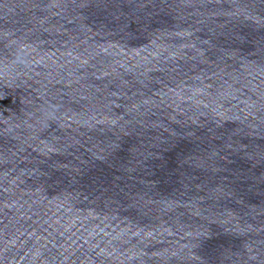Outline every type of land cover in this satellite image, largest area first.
Returning a JSON list of instances; mask_svg holds the SVG:
<instances>
[{"label":"water","instance_id":"obj_1","mask_svg":"<svg viewBox=\"0 0 264 264\" xmlns=\"http://www.w3.org/2000/svg\"><path fill=\"white\" fill-rule=\"evenodd\" d=\"M0 264H264V0H0Z\"/></svg>","mask_w":264,"mask_h":264}]
</instances>
